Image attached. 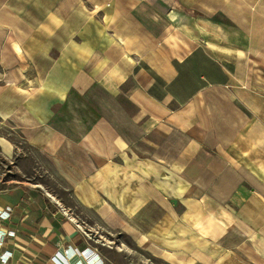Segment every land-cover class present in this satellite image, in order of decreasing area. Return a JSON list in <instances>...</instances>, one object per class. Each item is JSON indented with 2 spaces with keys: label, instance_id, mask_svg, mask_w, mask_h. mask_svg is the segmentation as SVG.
<instances>
[{
  "label": "crops",
  "instance_id": "0c3cea01",
  "mask_svg": "<svg viewBox=\"0 0 264 264\" xmlns=\"http://www.w3.org/2000/svg\"><path fill=\"white\" fill-rule=\"evenodd\" d=\"M203 2L0 0V157L36 152L71 201L1 181L0 264H264V0H207L186 89Z\"/></svg>",
  "mask_w": 264,
  "mask_h": 264
},
{
  "label": "rangeland",
  "instance_id": "374dc122",
  "mask_svg": "<svg viewBox=\"0 0 264 264\" xmlns=\"http://www.w3.org/2000/svg\"><path fill=\"white\" fill-rule=\"evenodd\" d=\"M203 5L205 7L200 8L199 11H195L196 14H198L200 17L203 18V30H200V43L202 48L204 47L205 50L201 48V57L199 60L192 59L190 62H186L184 65V80H183V86L184 88H193L197 85H195V82L197 80V76L204 74V68H207V52L209 47L207 46V17H208V11H207V0H204ZM238 17V15H237ZM216 31V49L215 52L217 56L223 55V43L224 41L228 40H237L236 38H239L240 30L232 28H223L222 23L221 27L215 29ZM218 40H220V44L218 43ZM238 44H233L231 47H236ZM192 47L191 45L189 48ZM213 48V47H212ZM222 49V50H221ZM222 60V59H221ZM218 68V64H217ZM201 80V79H200ZM187 92H184L183 95L186 96ZM246 125H244L245 127ZM171 140L168 137L167 143L170 144ZM245 146L248 148L252 145L251 141L250 143L243 142ZM170 146V145H169ZM21 152L19 157H15L12 162L6 161L0 157V183L1 181L5 180H23L28 179L29 181H37L45 185L47 189L52 192L56 197L60 198L65 205L71 204L70 201V192L67 189L66 185L63 184L62 180L59 178V176L54 172V170L51 168L49 164H47L43 158L38 156L36 152ZM242 154V152H239ZM23 154V155H22ZM255 155H256V149L253 150L252 153H246V157L244 156V161L246 165L250 168L249 164H255ZM252 170V168H250ZM254 172V170H252ZM235 207V205H232ZM75 209V208H74ZM109 245H111L109 243Z\"/></svg>",
  "mask_w": 264,
  "mask_h": 264
},
{
  "label": "built area",
  "instance_id": "2783aa9c",
  "mask_svg": "<svg viewBox=\"0 0 264 264\" xmlns=\"http://www.w3.org/2000/svg\"><path fill=\"white\" fill-rule=\"evenodd\" d=\"M0 215L2 217L8 216V210L2 211L0 213ZM75 252L81 257L76 262V264H93L95 261H97L99 259V254L94 249H90V248H84L82 250L76 249ZM56 255L52 256V258H51L52 261L56 262L57 264H63V262L60 260L61 258H58L60 256V254L56 253ZM8 258H9L8 254H3L1 256V262H6L8 260Z\"/></svg>",
  "mask_w": 264,
  "mask_h": 264
}]
</instances>
